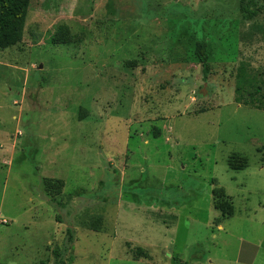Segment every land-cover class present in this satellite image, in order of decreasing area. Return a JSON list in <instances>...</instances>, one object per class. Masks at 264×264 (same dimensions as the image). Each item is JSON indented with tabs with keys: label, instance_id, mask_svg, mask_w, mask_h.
Segmentation results:
<instances>
[{
	"label": "rangeland",
	"instance_id": "obj_1",
	"mask_svg": "<svg viewBox=\"0 0 264 264\" xmlns=\"http://www.w3.org/2000/svg\"><path fill=\"white\" fill-rule=\"evenodd\" d=\"M252 4L246 20L238 0H28L0 49V264H264V106L234 101L240 66L264 99ZM60 24L72 42H50Z\"/></svg>",
	"mask_w": 264,
	"mask_h": 264
},
{
	"label": "trees",
	"instance_id": "obj_2",
	"mask_svg": "<svg viewBox=\"0 0 264 264\" xmlns=\"http://www.w3.org/2000/svg\"><path fill=\"white\" fill-rule=\"evenodd\" d=\"M251 5L252 0H238V10L242 17L246 20H251L256 15V9ZM28 0H0V49L10 47L18 43L23 36L24 23L27 15ZM75 35L71 34L66 24H60L50 37V42L53 44L70 43L74 40ZM194 55L201 64L203 78H206L210 70L208 63V52L206 42L204 40H196L194 45ZM131 61L125 62L124 66H131ZM254 89V82H251V77L246 72L244 66H240L236 73L234 101L237 104L252 106L257 109H262L264 99H257L255 95L260 93L259 86ZM86 110L81 109L78 118L85 117ZM158 131V130H157ZM155 135L154 137H156ZM229 165L234 168H239L244 165L245 158L236 154H232L228 159ZM45 190L52 196L58 195L63 187V180L60 178L46 177L42 181ZM84 192L83 188H77L73 191V195H79ZM230 196L226 194L223 188H213L212 204L217 210H220L227 217L232 214V204L228 199ZM231 198V197H230ZM73 229L67 228V241L71 249L73 241ZM68 262L63 263L59 260L54 264H70L71 257L67 258Z\"/></svg>",
	"mask_w": 264,
	"mask_h": 264
}]
</instances>
